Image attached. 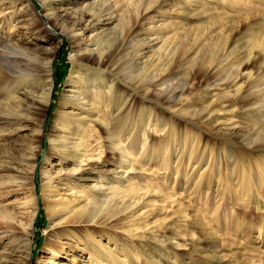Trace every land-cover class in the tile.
Returning <instances> with one entry per match:
<instances>
[{"label": "rangeland", "instance_id": "1", "mask_svg": "<svg viewBox=\"0 0 264 264\" xmlns=\"http://www.w3.org/2000/svg\"><path fill=\"white\" fill-rule=\"evenodd\" d=\"M123 37L121 75L86 57ZM258 37L264 0H0V74L25 70L24 52L53 84L41 114L0 124V209L16 225L0 264H264ZM42 75L1 78L0 115L19 111L10 96L39 99ZM86 135L92 156L75 147ZM88 209L104 211L79 224Z\"/></svg>", "mask_w": 264, "mask_h": 264}, {"label": "bare ground", "instance_id": "2", "mask_svg": "<svg viewBox=\"0 0 264 264\" xmlns=\"http://www.w3.org/2000/svg\"><path fill=\"white\" fill-rule=\"evenodd\" d=\"M134 31H135V29L133 27L132 29H130L129 31L126 32V35L128 37L132 36ZM254 41L256 42V44H260V46H262L261 48H259V49H261L259 52H261V54L264 55V38H260V37H258L256 39L254 38ZM79 46H80V44L78 43L77 47H79ZM95 46H97V47L90 49V51L88 53L86 52L87 53L86 57L89 60H92L97 65V67H99V68L106 67L108 69L111 68V70H114L115 75L116 74L121 75L122 71L126 69L127 63H129L127 58H126V55L129 52V49L131 46V41L125 40V38L123 37V38H120L118 41H116L113 45H111L108 48L103 47V45H101L99 43H97V44L95 43ZM16 53H18L19 55L18 56L15 55L13 57H15L17 60H21V61L23 60V64H25L27 67L25 70H21L20 68L17 70L15 69V73L12 72L13 74L11 76L19 77V78L22 77L23 80L26 81V80L30 79L31 77L37 79V77L40 75V73H42L43 75H42V78L40 81V84H41L40 89L42 91L41 92L42 94L40 97H38L39 99H36L35 97H30L31 95L27 94V98L29 99V97H30L31 100L28 103L29 105H26V106L23 105L22 101H19L22 99V97L20 95L10 96L9 100H10L11 104H9V105L17 106L19 108V111L18 112L16 111L17 113H13V114L12 113L6 114L5 116L0 115V124L6 123L9 120H14V121L19 123V122H22V120H25V119L27 120L28 118H32V115L35 113L38 115L41 114L45 110V107L47 108L48 101L50 100V97H51V90H52L53 84H52V78L49 74V70L51 67L50 62L45 63V64H42L40 62V64H39L38 61L33 60V59L25 56L27 54L24 52L23 53L22 52H16ZM215 73H216L215 67H207L205 69V72H204V74L206 76H210V78L215 77ZM11 76H8V74L7 75H5V74L1 75L0 74V79L3 77L8 78ZM106 76H107V73L103 72V74L100 73V74L94 76V78L91 81L95 86H97L96 85V84H98L97 82H99V80H102L104 82L106 80ZM132 79H134L133 84L136 86V87L134 86V88L136 90H139L138 88H142V86L144 85V83H143L144 81H143L142 77L140 78L138 76H134ZM119 83L124 84L123 82H119ZM181 89H177V87H175L172 89L170 95H168V93H166V95H165L166 101L177 100L178 96L181 95V92H182ZM25 92L26 91L22 92L23 95H26ZM171 98H172V100H171ZM95 122H96V120H95ZM42 131H43L42 129L38 130L37 136L42 135ZM91 136L92 135L83 136L77 142L78 144H75V147L76 148L79 147L81 152L84 151L85 156L94 155V152H93L94 149L90 148ZM89 162H91V161H89ZM31 168H35V163L32 164ZM8 169H10V165L5 164L2 167V169H0V171L8 172ZM84 170L85 169H83L81 171H84ZM110 202L111 201L105 202V205H108ZM107 208L108 207H106L105 209H107ZM35 209L36 210L34 211V215H36V212H37V208H35ZM103 211L104 210L101 209V211L99 212L100 214H98V215L93 214L92 215V212H94V211H91L90 209H88L86 214H84L83 217H80V218H78L80 216V212L78 211V212L74 213V217L77 218L79 224H81V223H84L87 221L89 222L92 219L94 220V219H96L97 216L100 217L101 213L103 214ZM103 217H104V215H103ZM15 226L16 225H15L14 217L12 216V214L10 212H8L7 210L0 209V236L3 237L5 235H8V233L15 231Z\"/></svg>", "mask_w": 264, "mask_h": 264}]
</instances>
